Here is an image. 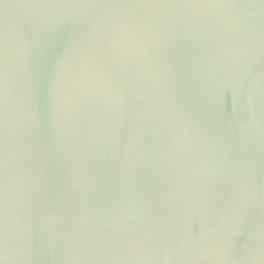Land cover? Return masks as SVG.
<instances>
[{
  "label": "water",
  "instance_id": "obj_1",
  "mask_svg": "<svg viewBox=\"0 0 264 264\" xmlns=\"http://www.w3.org/2000/svg\"><path fill=\"white\" fill-rule=\"evenodd\" d=\"M3 264H264V4L0 0Z\"/></svg>",
  "mask_w": 264,
  "mask_h": 264
},
{
  "label": "snow or ice",
  "instance_id": "obj_2",
  "mask_svg": "<svg viewBox=\"0 0 264 264\" xmlns=\"http://www.w3.org/2000/svg\"><path fill=\"white\" fill-rule=\"evenodd\" d=\"M92 6L118 8H170V7H217L233 6L235 3H246L248 0H88ZM264 4V0H260ZM5 61L2 52V35H0V110L4 100ZM4 195L0 186V264L9 251L7 232L4 224Z\"/></svg>",
  "mask_w": 264,
  "mask_h": 264
}]
</instances>
